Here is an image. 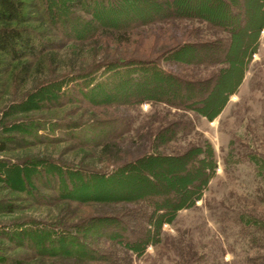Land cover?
Here are the masks:
<instances>
[{
	"label": "rangeland",
	"instance_id": "obj_1",
	"mask_svg": "<svg viewBox=\"0 0 264 264\" xmlns=\"http://www.w3.org/2000/svg\"><path fill=\"white\" fill-rule=\"evenodd\" d=\"M258 1L247 0L251 6L256 2L251 27L258 23L260 16ZM205 3L199 2L201 5ZM122 7L121 12L114 14L101 9L97 12L107 15L104 19L109 25L113 22L124 25L131 18L127 16V4ZM246 8L247 13H250L249 4ZM43 10L44 6L40 5L27 9L36 31L52 42L51 50L44 51L46 59L43 67L38 68L43 74L34 72L23 85H13L9 70L0 72V162L3 166L0 168V199H4L6 204L10 202L7 209H0V232L6 229L11 231L17 223H25L30 229L34 225L40 229L47 224L70 225L83 219L84 215H117L118 208L135 206L130 202L122 204L116 201L132 192L130 189L137 186L140 175L133 172L123 178L118 173L106 177L103 172L114 169L116 158L102 153L98 141H113L122 151L120 160H128L152 150L149 139L152 140L153 134L162 125L188 117L193 121V129L167 141L157 151L176 155L182 153L189 144L209 143L216 160L212 176L197 200L178 210L172 221L164 223L155 241L148 243L140 254L118 246L119 256H128L122 258V264H264V27L252 56L249 53L254 46L250 43L246 45V53L242 45L251 36L248 32L252 28L234 36V58L230 60L233 70L238 69L236 60L240 51L251 57L246 61L243 78L235 92L229 95L221 112L210 120L193 111H182L164 103L144 101L123 104L121 102L126 100V94L132 89L125 94H118L111 85L93 86L106 79L107 75L102 71H97L89 79L72 77L77 72H84L92 63L103 61L109 52L106 41L111 38L101 33L103 27H96L95 21L90 23L93 24L91 28L94 32L90 30L82 36L68 37L58 24H48ZM193 11L190 15L176 11L177 16L181 17L154 21L134 29L129 40L136 42V54L147 56L148 52H144L148 45L150 48L155 46L152 51L157 52L163 44L171 46L183 41L205 42L221 36L229 37L227 33L211 28L197 16L199 12ZM76 13L81 16L82 22L89 23L90 19H94L81 11ZM116 51L122 53L123 49ZM41 54L37 53L31 58L33 66L39 63L37 61ZM181 55L184 58L186 53ZM151 57L154 59L156 55ZM157 63L159 67L189 80L207 77L220 67L227 66L225 63L205 67L170 63L162 59H158ZM40 79L42 82L47 81L48 86V90L42 94L51 96L54 92H64L56 101L64 103L67 98H71L70 102L54 106L51 102L39 100L44 107H40V104L39 107H31L29 102L40 97L41 90L33 92ZM166 86L167 83H162V87ZM59 88L61 90L57 93ZM27 93H30V99L24 102ZM108 98L120 101L108 105L90 103L91 100L109 102ZM13 103L16 104L11 107ZM95 116L127 118L129 124L121 138L116 137L121 134L120 127L98 130L85 128L74 136L60 131L44 135V129L35 131L30 127L21 131L19 125L25 119H34L37 123H62V120L89 121ZM6 136H13L18 142L7 143L4 141ZM113 137L116 139H111ZM3 145L7 147L2 148ZM15 166H21L22 169ZM139 166L148 172L154 169L149 163H140ZM79 167L93 170L94 173L101 172L103 176L75 177L82 188L71 193V199L65 198L59 190L72 188L69 184L74 181L72 172ZM156 174L157 179L161 177L159 181L164 179L162 172ZM163 185L177 188L178 183L167 182ZM133 197L131 195L129 198ZM39 232L47 231L41 229ZM84 238L87 246L104 244L94 240L91 234H86ZM75 249V252L82 251L79 247ZM0 256L3 257L0 264H49L52 261L68 264L72 261L70 256L40 255L28 242L25 244L23 240V246H17L3 235H0Z\"/></svg>",
	"mask_w": 264,
	"mask_h": 264
},
{
	"label": "trees",
	"instance_id": "obj_2",
	"mask_svg": "<svg viewBox=\"0 0 264 264\" xmlns=\"http://www.w3.org/2000/svg\"><path fill=\"white\" fill-rule=\"evenodd\" d=\"M200 1L207 3L201 5L199 4ZM258 2H260V4L257 3L260 6V16L258 23L251 27L250 23L256 2L255 4L252 3L251 6L247 0H0V72L4 73L9 70L10 81L13 85H23L26 78L34 72L43 74L42 70L38 68L44 63L46 59L44 51L45 49L51 50L52 42L45 40L44 35L36 31V28L31 24L32 16L27 11L30 7L40 5L44 6L43 16H46L48 24H58L62 33L68 37L82 36L81 34L90 30L94 32L91 28L93 24L90 23L95 21L96 27L99 29L103 27V30H100L101 33L111 38V40L106 41L109 48L107 57L101 62L92 63L87 66L84 72H77L72 77L89 79L93 78L97 71H102L107 75L106 79L94 83L93 86L111 85L118 94H125L132 89V92L126 94V100L121 102L123 104H138L144 101L164 103L182 111H193L212 120L221 112L229 95L235 92L243 78L246 61H249L255 51L257 40H259L264 27V1ZM123 4H127L129 9L127 16L131 18L124 25L115 22L109 25L107 24L108 21L104 19L107 15L103 12H97L101 9L109 11L110 14L118 13L123 9ZM247 4L251 8L250 13L246 11ZM193 10L199 12L197 16L207 25L219 32L227 33L229 37L221 36L205 42L183 41L171 46L163 44L157 52L152 51L155 46L150 48L148 45L147 51L144 52H148L147 56L140 57L136 54V42L129 40L134 29L144 27L154 21L181 17L177 16L176 11L183 13V15L186 13L190 15L193 14ZM77 11L86 13L94 19H90L89 23L87 21L82 22L83 20L76 13ZM99 25L102 26L99 27ZM245 29L251 30L248 32L251 36L243 41V50H246L247 53L245 46L249 43L254 48L249 53L250 57L240 51L236 60L238 69L235 71L231 66L232 63H230V60L234 58L232 53L235 43L234 36L242 33ZM110 46L113 47L110 48ZM120 49H123V52L116 53V50ZM37 53H42V56L37 61L39 63L33 66L31 58ZM182 53H186L184 58ZM152 55H156V57L154 59L149 58ZM158 59L167 60L170 63L179 62L205 67L225 63L227 66L220 67L216 73L207 77L189 80L159 67ZM157 78H159L158 81ZM40 80L33 89L35 93L41 90L40 97L30 103V95L28 96L30 93H27L25 96L27 99L24 102H29V105L34 108L39 107V104L40 107H44V104H41L39 100L51 102L54 106L70 102L69 99L71 98H67L68 100L64 103L56 101L64 93H58L60 88L57 90L58 94L54 92L53 96L42 94L48 90V86L47 81L42 82V79ZM164 82L167 83L166 87H162ZM137 93L141 95H137ZM114 101L120 100L114 98L109 99V102L91 100L90 103L96 105L116 104ZM15 104L13 103L11 107H14ZM108 117L99 118L95 116L89 121L62 120V123H52L51 121L37 123L34 119H25L22 120L23 124L19 125L21 131L30 127V129L34 128L35 131L44 129L42 130L45 132L44 135L60 131L71 133L74 136L85 128L98 130L106 127H120L121 134L116 137L121 138L123 131L128 127L129 119L126 118L124 121L119 117ZM192 127L193 121L188 117L184 120L177 119L167 122L153 134L152 140L149 139V147L152 150L123 161L120 160L122 158L119 156L122 151L113 141H98L102 153L108 154L110 158H116L114 159L116 161L114 169L103 172L106 177L118 173L123 178L133 172L140 175L137 186L130 189L132 192H128L124 198L116 201V203L121 201L122 204L130 202L135 206L118 208L117 215H84L83 219L76 220L70 225L47 224L46 227L41 228L47 231L44 233L39 232L41 229L37 225L30 229L27 228L29 226L24 225L25 223H17L11 231L10 229L1 230L0 235L14 242L17 246H23L24 240L25 244L28 242L32 249L43 256H70L69 259L72 261L68 264H122L123 256H119L118 246L125 247L124 249L129 252L140 254L148 243L155 241L164 223L172 221L178 210L190 206L197 200L215 169L214 150L206 142L204 145L189 144L182 153L176 155L168 154L166 151H157L167 141L173 140L187 130H192ZM116 137L111 139L114 140ZM4 141L7 143L18 142L13 136H6ZM5 147L7 146H2V148ZM140 163L141 165L149 163L153 166L152 173L140 169L139 167H142L139 166ZM1 167L3 166L0 162ZM15 167L22 169L21 166ZM156 172H162L165 175L162 181H159L161 177L157 179ZM72 173L75 175L72 176L74 181L69 183L72 188L59 190V193L62 191L64 197L69 199H71V193L80 191L82 188L76 178L82 179L83 176L94 174L98 178L103 176L101 172L94 173L93 170L89 171L84 167H79ZM141 179L146 180L140 181ZM167 182L178 183L177 188L163 185ZM131 195L134 196L133 199L129 198ZM9 204L10 202L6 204L4 199H0L2 211L7 209ZM86 234L94 236L93 239H96L97 242H103V246H87L84 238ZM64 242L67 243L64 244ZM75 247L81 248L82 251L75 252ZM68 252L71 254H67ZM124 258L126 259L128 256L125 254ZM0 259L3 260V257L0 256ZM40 263L44 264L43 262ZM49 264L67 263L52 261Z\"/></svg>",
	"mask_w": 264,
	"mask_h": 264
}]
</instances>
